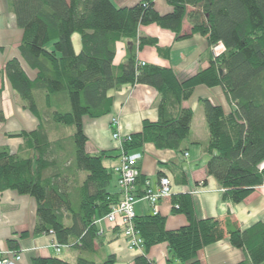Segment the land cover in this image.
Listing matches in <instances>:
<instances>
[{
	"label": "trees",
	"instance_id": "obj_1",
	"mask_svg": "<svg viewBox=\"0 0 264 264\" xmlns=\"http://www.w3.org/2000/svg\"><path fill=\"white\" fill-rule=\"evenodd\" d=\"M8 2L23 30L21 56L36 77L29 76L19 58L6 63L5 73L39 125L10 135L26 141L19 152L0 148V192L14 190L35 198L34 233L54 235L58 244L78 251L75 262L51 256L34 258L31 264H115V255L98 262L100 232L94 221L120 200V193L108 188L116 174L104 164L111 158L109 152H87L83 121L110 114V91L124 85H149L159 92L158 121H144L142 131L124 142L127 153L146 143L183 152L194 117L183 103L199 85L222 87L233 106L230 113L209 99L201 100L210 133L207 175L224 189L223 199L235 204L264 185V0H167L172 11L166 14L156 9L155 0L125 7L112 0ZM186 19L191 34L207 37L210 47L222 44L224 52L185 79L171 67L140 64L138 51L158 45L157 38L139 34L141 26L157 24L181 40L191 35L183 33ZM77 32L79 52L73 42ZM122 41H128L125 61L115 65L117 43ZM56 128H73L68 148L62 136L53 139ZM137 184L145 185L136 190L140 197L147 188L141 173ZM173 211L185 213L188 224L168 230L159 213L136 216L135 228L144 240V254L136 264H154L147 253L160 243L170 248L167 264H201L199 251L224 239L246 252L247 258L237 264H264V221L242 229L231 211L222 218H198L187 193L173 197ZM8 244L19 252L16 239Z\"/></svg>",
	"mask_w": 264,
	"mask_h": 264
},
{
	"label": "crops",
	"instance_id": "obj_2",
	"mask_svg": "<svg viewBox=\"0 0 264 264\" xmlns=\"http://www.w3.org/2000/svg\"><path fill=\"white\" fill-rule=\"evenodd\" d=\"M112 1L118 7H125L133 6L141 0ZM155 6L161 14L172 11L167 0H155ZM191 29V23L186 19L183 23V33L191 34ZM139 34L157 38L158 45L144 46L138 51V60L171 67L181 79L207 68L210 60L225 50L222 44L210 47L207 37L200 33H192L188 38L177 40L173 31L157 24L141 26ZM22 38L23 30L18 26L15 14L11 12L8 0H0V112L4 116V119H0V148L6 147L13 153L22 150L26 141L10 135L22 130H34L39 125L38 118L25 108L5 73L6 63L12 58H19L29 76L36 77V71L30 69L21 56L19 48ZM127 49L128 41L117 43L115 65L125 61ZM110 95L114 97L112 112L100 118L85 117L83 122L88 137L87 152H109L111 158L105 159L104 164L114 167L119 164L124 148L112 137V119L119 120V130L123 135L141 132L145 120L156 122L159 119V92L149 85H124L111 90ZM202 99H209L221 105L226 113L233 110L222 87L199 85L191 98L183 103V107L191 108L194 112L191 132L183 143V152L158 149L153 143H146L136 150L143 154L139 168L146 183L149 182L155 188L160 177L169 176L173 190L172 197L160 201L156 208L148 200L139 199L135 203L136 215H152L156 209L166 218L168 230L179 229L188 224V218L185 213L173 211V197L187 193L194 199L198 218H222L231 211L241 228L247 229L259 221H264V185L257 187L239 204L223 199L224 189L214 177L207 175L206 165L210 154L206 147L210 133L201 104ZM205 180L206 183H203ZM144 187V184H137L136 190L140 191ZM108 188L113 193H119L117 177L114 184ZM36 209L37 202L30 195H20L14 190L0 192V251H13L8 240L16 239L22 255L20 264H31L34 258L51 256L75 262L78 258L77 250L63 247L59 252L61 256H58L59 253L53 247L56 241L54 235L34 233ZM99 229L101 232L96 244L98 262L109 255H115V264H136L137 257L144 254V248L131 249L128 246L123 230L118 225L103 221ZM147 257L154 264H167L171 257L170 248L167 243L154 245ZM198 258L201 264H237L245 260L247 254L243 249L233 247L228 239H224L201 249Z\"/></svg>",
	"mask_w": 264,
	"mask_h": 264
},
{
	"label": "built area",
	"instance_id": "obj_3",
	"mask_svg": "<svg viewBox=\"0 0 264 264\" xmlns=\"http://www.w3.org/2000/svg\"><path fill=\"white\" fill-rule=\"evenodd\" d=\"M146 62L140 61L144 65ZM113 132L112 137L118 141L120 146H124L125 141L131 140V135H123L119 130V120L112 119ZM143 154L140 151H133L131 153L123 152L119 164L113 167L117 177V184L119 187L120 200L111 206L110 211L103 217H98L94 222L98 226L103 222L118 225L122 228L124 236L127 240L128 246L131 249H143L144 240L139 231L135 228L134 220L136 218L135 203L139 199L148 200L151 205L156 208L160 201L168 199L172 196V181L169 176H162L159 178L158 184L155 188L147 182L146 191L142 196H137L136 185L140 175L139 162ZM264 167L262 163L261 168ZM178 208V206H177ZM158 211L155 209L154 214ZM99 232L101 230L99 229ZM56 252L59 253L63 245L58 244L57 240L53 243ZM22 255L20 252L11 251L3 253L0 251V264H20Z\"/></svg>",
	"mask_w": 264,
	"mask_h": 264
},
{
	"label": "rangeland",
	"instance_id": "obj_4",
	"mask_svg": "<svg viewBox=\"0 0 264 264\" xmlns=\"http://www.w3.org/2000/svg\"><path fill=\"white\" fill-rule=\"evenodd\" d=\"M73 42H74V46H76V51L79 52L80 51V47H81V36H80V33L77 32V33H75L73 35ZM47 48L48 49H52V45L49 44L47 46ZM71 131H73V128H65L62 131L56 128V129L53 130V139H55V140L56 139H60L61 140V136H62V138H64V141L63 142H65L64 143V146L68 148L69 147L68 146L69 144H68L67 141L69 140L68 138H69V136L71 134ZM113 184H114V180H113V182H111L110 187ZM58 256H61V253H59Z\"/></svg>",
	"mask_w": 264,
	"mask_h": 264
}]
</instances>
